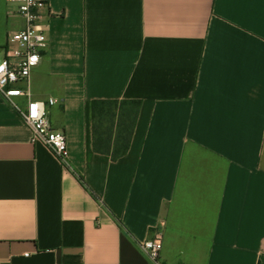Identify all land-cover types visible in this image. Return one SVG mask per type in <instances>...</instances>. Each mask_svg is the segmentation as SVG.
Wrapping results in <instances>:
<instances>
[{
  "label": "crops",
  "instance_id": "1",
  "mask_svg": "<svg viewBox=\"0 0 264 264\" xmlns=\"http://www.w3.org/2000/svg\"><path fill=\"white\" fill-rule=\"evenodd\" d=\"M16 87L48 106L64 166L0 94V264H264V0H49ZM24 27L0 0V47ZM141 102L128 152L93 147L94 100ZM21 108L26 97L17 98Z\"/></svg>",
  "mask_w": 264,
  "mask_h": 264
},
{
  "label": "built area",
  "instance_id": "2",
  "mask_svg": "<svg viewBox=\"0 0 264 264\" xmlns=\"http://www.w3.org/2000/svg\"><path fill=\"white\" fill-rule=\"evenodd\" d=\"M15 4L17 14L24 19V27L8 33L6 45L0 47V94L18 111L24 123L32 130V141L40 142L68 166L69 148L66 135L50 121L48 106L55 103L31 98L29 90L16 87L28 82L32 71L39 65L41 54L48 46V24L44 11L49 0H7ZM26 97L27 104L21 108L17 98ZM152 261L159 264L162 238L156 234L152 239L139 243Z\"/></svg>",
  "mask_w": 264,
  "mask_h": 264
},
{
  "label": "trees",
  "instance_id": "3",
  "mask_svg": "<svg viewBox=\"0 0 264 264\" xmlns=\"http://www.w3.org/2000/svg\"><path fill=\"white\" fill-rule=\"evenodd\" d=\"M141 102L94 100L92 102L93 147L117 160L128 152Z\"/></svg>",
  "mask_w": 264,
  "mask_h": 264
}]
</instances>
